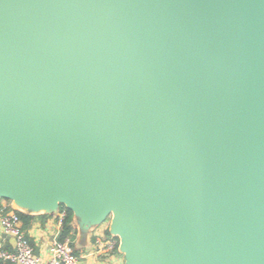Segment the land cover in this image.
I'll list each match as a JSON object with an SVG mask.
<instances>
[{
  "label": "water",
  "instance_id": "95a60500",
  "mask_svg": "<svg viewBox=\"0 0 264 264\" xmlns=\"http://www.w3.org/2000/svg\"><path fill=\"white\" fill-rule=\"evenodd\" d=\"M0 200L264 264V0H0Z\"/></svg>",
  "mask_w": 264,
  "mask_h": 264
},
{
  "label": "built area",
  "instance_id": "2783aa9c",
  "mask_svg": "<svg viewBox=\"0 0 264 264\" xmlns=\"http://www.w3.org/2000/svg\"><path fill=\"white\" fill-rule=\"evenodd\" d=\"M3 210L0 213V232L12 238L13 249L6 250L0 246V264L4 261L11 264H77L79 257L74 253L69 238L53 240L44 258L36 255L24 233L22 221L17 212L13 210L3 212ZM62 218L63 214H61L60 221ZM106 229L93 234V253L108 258L106 261L117 259L119 256L123 264V258L118 252V240L106 234Z\"/></svg>",
  "mask_w": 264,
  "mask_h": 264
},
{
  "label": "crops",
  "instance_id": "0c3cea01",
  "mask_svg": "<svg viewBox=\"0 0 264 264\" xmlns=\"http://www.w3.org/2000/svg\"><path fill=\"white\" fill-rule=\"evenodd\" d=\"M2 209H4V211L7 209V211L11 210L8 201L0 200V213ZM61 214H63V217L65 216L64 211L61 209L54 213H31L28 215H31L33 218L28 226L24 227L22 222L24 233L30 244L33 246L36 255L44 258L49 244L53 240L59 239L62 224V221H60ZM71 225L73 230L70 235L65 238L70 239V241L72 242L74 253L79 257L77 264H122L119 256V258L117 257V259L106 261L108 258H105L103 255H97L93 253V234L95 232H101L105 230L108 226L107 222H104L86 232L80 231L76 223H72V219ZM0 246L6 250H12V238L9 236H4L0 232ZM1 264L11 263L4 261Z\"/></svg>",
  "mask_w": 264,
  "mask_h": 264
},
{
  "label": "trees",
  "instance_id": "16d2710c",
  "mask_svg": "<svg viewBox=\"0 0 264 264\" xmlns=\"http://www.w3.org/2000/svg\"><path fill=\"white\" fill-rule=\"evenodd\" d=\"M60 209L64 211L65 216L62 219L59 239H64L65 237L69 236L73 230L72 225H71V219H72L73 215H72L71 211H69L68 209H66L64 207H60ZM7 210H5V211L3 210V212H7ZM17 214L19 215L21 221L23 222L24 227H27L33 218L31 215L24 214L22 212H17ZM105 232H106V234H109L108 229H106Z\"/></svg>",
  "mask_w": 264,
  "mask_h": 264
},
{
  "label": "rangeland",
  "instance_id": "374dc122",
  "mask_svg": "<svg viewBox=\"0 0 264 264\" xmlns=\"http://www.w3.org/2000/svg\"><path fill=\"white\" fill-rule=\"evenodd\" d=\"M120 256L123 258V256L120 254Z\"/></svg>",
  "mask_w": 264,
  "mask_h": 264
}]
</instances>
